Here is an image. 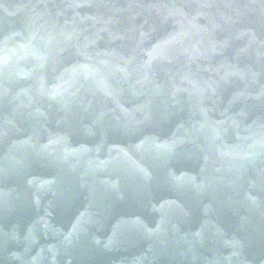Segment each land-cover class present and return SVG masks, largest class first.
Segmentation results:
<instances>
[{"label":"water","instance_id":"water-1","mask_svg":"<svg viewBox=\"0 0 264 264\" xmlns=\"http://www.w3.org/2000/svg\"><path fill=\"white\" fill-rule=\"evenodd\" d=\"M0 264H264V0H0Z\"/></svg>","mask_w":264,"mask_h":264}]
</instances>
